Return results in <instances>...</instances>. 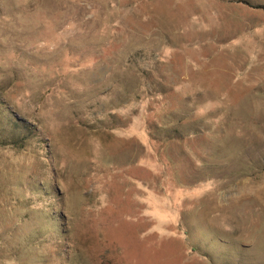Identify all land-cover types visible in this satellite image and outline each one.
Returning <instances> with one entry per match:
<instances>
[{
  "label": "rangeland",
  "instance_id": "obj_1",
  "mask_svg": "<svg viewBox=\"0 0 264 264\" xmlns=\"http://www.w3.org/2000/svg\"><path fill=\"white\" fill-rule=\"evenodd\" d=\"M0 264H264V0H0Z\"/></svg>",
  "mask_w": 264,
  "mask_h": 264
}]
</instances>
